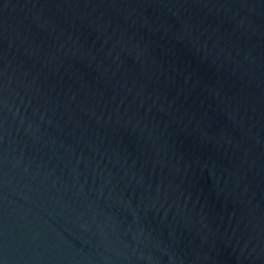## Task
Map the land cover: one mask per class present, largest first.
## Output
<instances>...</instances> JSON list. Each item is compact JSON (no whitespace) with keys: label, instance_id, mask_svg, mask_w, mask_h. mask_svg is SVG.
Returning <instances> with one entry per match:
<instances>
[{"label":"water","instance_id":"1","mask_svg":"<svg viewBox=\"0 0 264 264\" xmlns=\"http://www.w3.org/2000/svg\"><path fill=\"white\" fill-rule=\"evenodd\" d=\"M0 264H264V0H0Z\"/></svg>","mask_w":264,"mask_h":264}]
</instances>
